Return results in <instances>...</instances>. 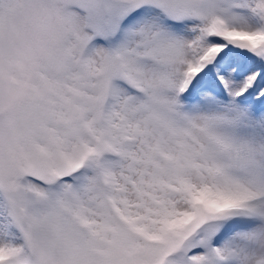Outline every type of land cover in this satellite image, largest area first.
I'll list each match as a JSON object with an SVG mask.
<instances>
[{
  "label": "snow or ice",
  "instance_id": "obj_1",
  "mask_svg": "<svg viewBox=\"0 0 264 264\" xmlns=\"http://www.w3.org/2000/svg\"><path fill=\"white\" fill-rule=\"evenodd\" d=\"M0 264H264V0H0Z\"/></svg>",
  "mask_w": 264,
  "mask_h": 264
}]
</instances>
